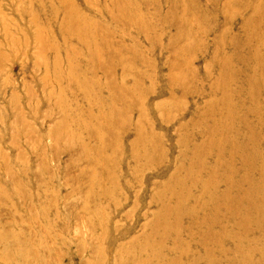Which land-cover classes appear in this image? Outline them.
Masks as SVG:
<instances>
[{"label": "rangeland", "instance_id": "374dc122", "mask_svg": "<svg viewBox=\"0 0 264 264\" xmlns=\"http://www.w3.org/2000/svg\"><path fill=\"white\" fill-rule=\"evenodd\" d=\"M0 264H264V0H0Z\"/></svg>", "mask_w": 264, "mask_h": 264}]
</instances>
